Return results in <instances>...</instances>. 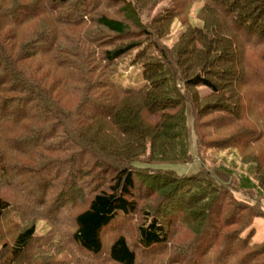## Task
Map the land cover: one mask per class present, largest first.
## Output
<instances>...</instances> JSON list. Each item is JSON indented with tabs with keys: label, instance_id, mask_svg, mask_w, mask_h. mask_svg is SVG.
Here are the masks:
<instances>
[{
	"label": "trees",
	"instance_id": "obj_1",
	"mask_svg": "<svg viewBox=\"0 0 264 264\" xmlns=\"http://www.w3.org/2000/svg\"><path fill=\"white\" fill-rule=\"evenodd\" d=\"M70 1L48 0L47 6L45 0H0V82H11V86L0 84V144L4 136L24 133L33 138L30 143L43 148L47 138L34 139L39 129L34 131L28 126L40 120L50 128V138H60L54 150L73 153L72 167H65L64 175L69 169V175L74 174L76 179H94L89 185L87 208L74 218L72 235L74 243L89 255L102 253L105 233L115 227L121 216L142 213L143 223L137 231L143 250L170 245L172 228L182 231L189 227L198 238L196 255L200 258H209L218 246L215 264H264V240L256 238L254 227L256 221L264 219V171L256 170L255 183L248 179L249 184H239L234 174L221 165L205 168L208 152L236 150L241 144L257 143L264 135L257 131L255 123L250 127L239 125L245 112L242 80L249 76L243 55L255 44L254 35L264 45V0H198L205 2L198 18L202 26L184 27L170 48L159 43L166 28L174 23L166 17H157L153 26H147L140 18L133 22L102 15L97 26L112 36L104 43L106 49L96 47L84 59L86 63L89 59L98 62V67L87 69L84 63L77 68L74 64L70 70L77 73L74 80L72 74L75 83L65 88L64 78L55 76L56 83L47 91L23 65L24 60L38 54L28 51L23 57L8 33L40 15L57 16L58 27L78 24L64 20L72 13L79 16L76 10L59 17L57 9L68 6ZM119 2L133 14L145 4L143 0ZM132 27L137 28V35ZM241 33L247 39L244 44L239 41L243 40ZM60 39L61 36L56 41ZM147 39L152 47L146 45ZM122 66L140 69L139 87L116 80L122 75ZM99 69L101 74L92 83ZM79 75L85 77L79 79ZM200 88L210 93L203 95ZM31 103L36 104V112L29 109ZM189 108L196 155L190 149ZM209 118L213 124L207 125ZM234 127V135L206 142L222 128ZM79 155L82 160L77 167L74 164ZM195 157L201 162L195 172L179 174L163 168L194 164ZM59 167L55 170L61 176L63 167ZM1 168L3 175L5 168ZM217 175L228 181L219 180ZM137 181L141 186L136 185ZM65 190L67 204L83 191L74 181H67ZM256 191L261 198L253 195ZM237 193L248 198L237 199ZM10 211V202L0 196V220ZM36 225L22 229L16 236L10 250L13 261L37 237ZM108 257L114 264H137L138 260L124 235L116 236L109 244ZM11 261L9 258L4 264Z\"/></svg>",
	"mask_w": 264,
	"mask_h": 264
},
{
	"label": "rangeland",
	"instance_id": "obj_2",
	"mask_svg": "<svg viewBox=\"0 0 264 264\" xmlns=\"http://www.w3.org/2000/svg\"><path fill=\"white\" fill-rule=\"evenodd\" d=\"M27 1L32 3V0ZM143 1L145 3L143 7L140 10L136 9V14H133L131 13L132 10H129L128 6L119 2V0H71L68 6L57 9L59 17H63L67 11L70 13L76 10L79 16L72 13L70 14L71 16H67L68 19L63 18L78 24L58 27L55 24V21H58L56 19L57 16L40 15L26 24L11 28L8 35L14 38L19 51H21L19 54L22 53L23 57L28 51L38 54L32 60H24L23 65H26V71L31 72V76L35 77L34 79L38 81L37 83L41 87L48 91L56 83L55 79L59 78L61 80L64 78L62 84L65 88H68V86L75 83L73 80L77 77V73L74 74L70 70V67H73L74 64V67L77 68L85 64L87 69L98 67V62H91L89 59L86 63L84 59H88V56L93 53V49L96 47L106 49L103 48L105 47L104 43H106L105 41H107L108 37L112 36L97 26L96 21L102 15L133 22L138 21L137 19L140 18L141 23L147 26L152 25L153 20L157 17H166L174 21V23L169 28H166V35L159 40V43L161 46L169 48L183 34L184 27H188L191 24L202 26L198 18L200 17L199 11L205 2H199L198 0ZM45 2L48 6V0H45ZM168 14L171 15L169 16ZM152 26H150V29ZM6 30L8 31V28ZM132 30L134 34L138 33L136 27H132ZM57 36H61L58 41H56ZM259 38L254 35L252 43L255 42V44L252 47L249 46L248 49L246 48V55H243L245 59L244 66L249 76L242 80V92L245 96L242 105L245 112L239 125L250 127L254 126L255 123L258 125L256 126L257 131L264 134V115L262 114L264 111V45L258 40ZM245 40L247 39L244 36L243 40L239 39L242 44H244ZM146 43V45L152 47V42L148 39ZM101 52L97 54L98 57L101 56ZM101 70H97V74L92 78L94 81L92 83L98 80ZM119 70L122 75L120 77L117 76L116 80L118 82L135 87H139L142 84L140 69L131 67L125 69L122 66ZM72 74L75 76L73 80ZM90 76L92 77L93 75L90 74ZM80 77L79 75V79L85 76ZM0 84L1 86L2 84L11 86L9 80H4ZM199 91L203 95L210 93L209 89L206 88H200ZM76 101L77 99L75 103ZM29 109L36 112V104L31 103ZM187 115L190 149L192 154L196 155L193 116L190 108L187 110ZM35 122L29 123L28 126L34 131L39 129L38 136L34 139L47 138L44 141L43 148H38L37 143H30L33 138H29L23 132H21L23 134H11L10 136H4L3 139L1 138L0 167L5 168V173L3 175L0 174V196L10 202L11 211L5 215L4 219L0 220V264H4L9 258L12 260L11 264H114L108 257V246L119 235H124L131 248L136 251L138 256L137 264L216 263L214 262V257L218 254V246L212 250L209 258H200L196 255L198 248H200V244L197 243L198 238H196L189 227H183L182 231H175L172 228L170 241L168 240L170 245L156 247L154 251L143 250L137 231L138 226L143 223L142 213L121 216L115 223V227L105 233L102 253L99 256L87 254L74 243L72 235L75 230L74 218L87 208L90 200L89 193H91L89 185L93 183L94 179L92 177L90 179V177L79 176L77 177L79 182H77L74 174L69 175L71 173L69 169L67 176L64 175L65 171L63 169L72 167L73 163L70 158L73 153L62 154L56 152L53 147L60 143V138H50L51 134L48 133L50 128L44 126V123L40 122V120ZM208 124H213L210 118ZM257 127H261L263 130ZM42 129H44L45 133ZM234 130L235 127L222 128L221 132L216 136L211 135L206 142H219V138L224 139V136L234 135ZM261 137V140H258L255 144L251 142L249 144L240 143L241 145L238 149H232L229 152L210 150L211 152H208L210 156L207 157L205 168L221 165V167L234 174L239 184H249V180L255 183L253 176L256 174V170L261 169L264 171V135H261ZM13 140L15 145H12ZM81 160L82 156L79 155L74 165L80 166ZM194 161V164H170L165 165L163 168L173 169L179 174H188L197 171L201 165L197 157H195ZM84 162H87L86 158H84ZM59 166L63 167L61 168V176H58L55 170L60 168ZM252 172L254 173L252 174ZM217 177L221 181H228V178L223 175H217ZM42 178L44 179L42 180ZM67 181L69 183L74 181L83 189L81 193L75 194L70 204L66 203L68 198L64 196L68 192L65 190ZM136 183L138 186L142 184L139 181ZM28 193H31V195H28ZM253 195L261 198L258 191ZM235 197L244 200L247 196L237 193ZM261 207L264 211V201L261 203ZM186 214L191 216L190 212H186ZM195 217L196 215L192 216L193 219ZM34 223L37 224V237L29 243L20 257L13 261L10 251L12 243L22 229H26ZM254 227L257 231L256 238L258 237L259 241L264 240V219L256 221Z\"/></svg>",
	"mask_w": 264,
	"mask_h": 264
}]
</instances>
